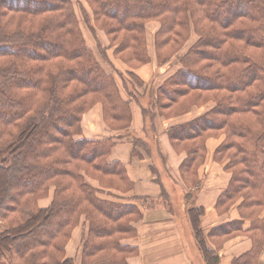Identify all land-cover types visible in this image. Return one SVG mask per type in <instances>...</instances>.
I'll return each mask as SVG.
<instances>
[{"label": "trees", "instance_id": "trees-1", "mask_svg": "<svg viewBox=\"0 0 264 264\" xmlns=\"http://www.w3.org/2000/svg\"><path fill=\"white\" fill-rule=\"evenodd\" d=\"M87 1L93 7L95 23L113 44L116 43L117 55L128 64H133V60L146 62L145 22L161 20V33L167 34L163 43L167 45L177 43L174 40L181 38L180 29L184 27L185 32L189 21L194 23L199 43L185 58L184 68L171 79L172 91L168 92L164 87L161 90H164L171 106L194 92H214L218 94L216 107L185 125L169 130L170 140L175 149L181 144L190 148L182 167L185 173L203 155L204 138L209 133L226 132L231 142L218 148L217 153L229 155L231 160L226 170L231 171L233 177L217 207L220 212L226 211L231 201L242 198L240 216L255 219L248 229H244L242 221L219 226L212 230L210 237L234 233L255 236L259 232L256 240L254 237L251 251L232 263L258 264L264 248V215L256 214L257 210L264 208V0ZM12 24L25 28L24 37L16 39L6 34L5 30ZM48 37L54 41H49ZM49 61L57 65L55 73H52V66H45ZM44 71L48 75L41 77ZM22 75L26 78L17 80ZM45 79L52 81L47 89V101H51V107L46 104L47 113H43L46 116L41 123L28 121L34 116L29 115L31 108L24 101L15 110L0 106V220L6 223V227L0 230V260L15 254L22 264H75L65 257L64 246L72 226L77 225L80 219L79 215L72 219L73 207L78 210L82 203L78 196L70 192L64 196L67 201L61 204L53 201L45 209L37 208L33 201L30 205V199L21 209L20 199L35 197L40 194L36 189L38 184L58 183L57 178L70 177L77 182L75 171L61 167L62 160L59 159L57 164H43L54 158L48 155L50 145H53L49 141L52 134L45 132L44 128L53 125L59 128L61 135H70L68 127L80 122L85 110L80 111L78 106H82L86 96L91 95L106 101L107 113L115 121L129 125L128 103L122 100L114 75L102 69L85 43L71 0H0V80L4 84L3 89L16 81L17 85L25 84L34 92L41 91ZM7 92L13 93L11 88ZM63 92L69 94L63 98ZM12 101L10 97L9 103ZM70 105L75 108H69ZM63 121H67L62 125L65 130L60 125ZM14 128L19 130L17 134L12 133ZM66 140L67 164L85 163L99 175L101 184H105V189L97 190L77 174L78 191L83 192L88 201L85 215L90 227V238L82 252V264H112L105 256V242L102 240L98 244L96 237L112 240L111 249L119 256L115 264H127V256L137 254V249L122 246L115 235L131 232L130 235L136 236V229L128 223L122 224V221L128 216L140 219L142 212L134 204H124L119 200L112 203L105 196L110 194L106 190L119 184L126 187L125 191L132 188L124 166L108 159L115 143L112 140ZM27 147L29 154L26 153ZM7 156L13 161L10 162ZM30 170L35 174L29 173ZM10 171L17 176L27 174L29 179L26 182L31 186L23 193L14 191ZM37 175L40 178L32 182L31 179ZM13 192L19 196L18 203L16 197H12ZM10 199L17 208L15 205L7 208ZM59 213L62 222L56 231L51 232L50 227L57 221ZM189 213L206 263L218 264L219 256L208 248L199 228L198 218L204 211L191 210ZM107 221L111 226L99 227L103 223L106 225Z\"/></svg>", "mask_w": 264, "mask_h": 264}, {"label": "rangeland", "instance_id": "rangeland-1", "mask_svg": "<svg viewBox=\"0 0 264 264\" xmlns=\"http://www.w3.org/2000/svg\"><path fill=\"white\" fill-rule=\"evenodd\" d=\"M78 17V22L81 28V31L83 33L85 43L92 51L96 61L98 64L104 69L106 72L111 73L114 75L116 82L120 88V93L122 100L128 103V108L131 116L130 124H123L119 123L118 121H115L110 114L107 113V103L103 98H97L95 99L94 96H89L85 98L82 102V106L80 107V111L83 109L84 112L81 114L80 122H78L74 127H68L67 133L69 132L70 135H61L60 131L55 128V126H50L44 128L46 130L45 132H50L52 134V139L50 138L49 141H52L53 145H50V150L48 152V155L52 158L51 160H48L44 162V165H49V163L55 162L57 164L58 160H62L61 167L64 169H67V171H75L76 177L78 178V175L82 176L83 181L89 185L92 186L91 182L97 183V187H93L97 190L103 189V185L101 184V179L99 175L92 171L88 165L85 163H70L67 164L68 160V150H67V140L70 139L71 141H103V140H112L115 145H117L121 140H128L130 141L134 146L133 155L138 156L136 153H138V148L141 147L144 149V151L149 152L150 144L146 142L145 140L150 141V137L153 136V128L157 129L156 127V119L163 118L167 120H177V118H182L184 116H190L194 113L199 112L201 110L202 114L200 113L196 118L190 120L193 121L207 113H209L213 108L216 107V98L218 97L217 93L214 92H194L189 94L187 99H179L178 103L176 105H168V97L164 94V90H161L162 87L165 88L166 91L170 92L172 91L171 87V79H174L176 74L181 71L182 68H184V60L187 57V55L192 51L199 43V34L195 31L194 23L189 21L188 28L184 32V27L180 29L181 31V38H175L174 42L177 41V43H171L170 45H167L164 42L165 37L167 34L161 33V30L163 28L161 20L158 19H152L147 22H145L144 28H143V39H144V48H145V63H138L135 60H133V64H128L123 60V58L120 55H117L116 52V43H112L111 39L106 35L105 31L97 26L95 23V17H94V11L93 7L90 5V3L87 0H71ZM90 22V23H89ZM6 34L12 35L16 39L24 37L25 28L18 27L16 24H12L5 30ZM183 37V38H182ZM49 41H54V38L48 37ZM17 45H20V43H17ZM115 46V47H114ZM46 67L52 66L53 71L52 73L56 72V66L54 65L52 61H49ZM150 68L154 70L155 76L163 74L162 79H155L153 81H148L146 79H150ZM133 74V77L130 75ZM48 74L46 71L41 73V77H46ZM24 75L21 77H18L17 80L25 79ZM43 89L41 91L34 92L32 88L27 87L25 84L20 83L19 85L16 84V81L11 84V86L6 87L7 89H3L2 80H0V106L2 108L6 109H17L18 104L24 101L26 105H29L28 107L31 108L30 116H34L33 118H29L28 121L30 122H37L41 123L43 121L45 112V106L46 104L51 107V101H47L49 94L47 92V89L50 87V84L52 81L49 80H43ZM119 82V83H118ZM25 86V89L23 87ZM9 88V89H8ZM12 89L13 93L9 94L7 91ZM168 88V89H167ZM149 91V94H153V104L152 101L150 103L146 102V92ZM163 93H162V92ZM69 94L68 92H63L62 97L65 98V96ZM10 97L13 98L14 101L9 103ZM152 99V98H151ZM122 105V104H121ZM212 106V107H211ZM69 108H75L74 105H70ZM123 108V106H122ZM1 110V109H0ZM135 110L138 111L139 117L136 118L135 122ZM89 113H91L89 116H87ZM44 115V116H43ZM188 121V122H190ZM67 121H63L60 123L61 127L65 130L66 127L62 126ZM187 122V123H188ZM185 123V124H187ZM86 124V125H85ZM183 124V125H185ZM103 125L105 133L103 134H96L95 138H87L85 134V130H92L95 129V127ZM85 126H88L87 129H85ZM139 126V127H137ZM181 125H174L169 128L171 130L172 128L178 127ZM152 133H151V131ZM168 130V137H170ZM19 132L18 129H12V133L17 134ZM97 132V131H96ZM107 134V135H106ZM107 136V137H103ZM205 137V136H204ZM57 138V139H56ZM66 138V139H65ZM217 142V147L215 151H213V160L218 163V165H223L224 170L227 171L231 175L230 182L227 186V188L219 195V198L221 195L229 188L233 173L231 171L226 170V165L230 162V157L227 153H217L218 148H220L224 144H228L231 141L229 138H227V134L225 131L223 132H215V133H209L208 137L204 138V141H202V145H204V152L203 155L197 160L196 164L192 166L190 171L183 172L182 167L184 162L187 160L189 156L188 150L190 149L189 146L185 144H181L177 146V149H175V152L178 155H184V159L180 166V172L181 176L183 178V182H185V186L182 184V186L185 189V193H182L179 190L178 186L174 185V189L172 191H169L167 195L162 193V200L157 203V205H161L166 208L168 213L179 216V214H182L179 210L180 205L179 203L181 201H188L189 198H192V194L198 189L200 181H199V170L206 165L208 162V156H209V148H210V142L212 141ZM59 141V142H57ZM172 143V141H171ZM114 145V147H115ZM173 145V144H172ZM114 147L112 149H114ZM174 147V146H173ZM145 151V152H146ZM56 152V153H55ZM26 153H30V150L28 147L26 148ZM147 153V152H146ZM232 153L234 154V151L232 150ZM25 154V153H24ZM112 154V150L108 156V159L110 161V156ZM7 158H10V162L13 161V159L10 156H7ZM233 158V156H232ZM110 162H118V161H110ZM121 163V162H119ZM122 164V163H121ZM125 171L126 167L124 166ZM238 169H241V167H238ZM233 171V170H232ZM23 173V172H21ZM29 173H34L35 171L30 170ZM78 174V175H77ZM256 174L259 175L258 171H256ZM10 182L14 184V191H20L23 193L24 189H27L31 186V183L26 182V180L29 179V176H17L16 173L13 171H10ZM60 176V175H59ZM128 176V175H127ZM21 177V178H19ZM22 177L23 180H22ZM40 178V176H35L31 179V181H37ZM75 179V181L79 182V178ZM129 178V177H128ZM82 179H80V182H83ZM57 182L51 183H43L42 185L38 184L36 186V189L39 190L40 194L36 195L35 197H22L20 199V205L21 209L25 207V202L30 199L29 204L31 205V201H33L34 205L39 209H45L51 206L52 202L55 201L59 204H61L64 201H67V199L64 198L66 194H71L70 192L74 193L76 197L78 196V200L82 201L80 206L78 207V210L76 207H73V216L70 215L69 217H77L79 215V222L77 225H73V229L71 230L70 237L66 241L65 244V257H67V248L69 244H72V237L74 234V231L76 229H79V231L76 233L78 241H80L77 246L75 245V248L77 247L78 255L76 257H67L71 259L75 264H82V252L85 248V242L88 241L87 239L89 237V221L85 214L87 212L85 210H88L87 203L88 201L85 199V194L83 192L82 195L80 191H78L77 182L72 181L70 177H65L62 179L57 178ZM68 183H71L72 186H67ZM99 184V188H98ZM107 187V186H106ZM121 187V188H120ZM22 189V190H21ZM101 189V190H102ZM105 189V188H104ZM126 187L124 185H117L113 188H110L106 190L107 192H110L112 190L120 192V193H127L130 192V190L125 191ZM102 192V191H100ZM16 195V192H13L12 197ZM105 195V194H103ZM107 196V200L112 201V203H115L113 201H116L118 203L119 201H122L124 204H131L126 202L122 197H120L118 194H112L110 192ZM16 197V196H15ZM19 196L16 197V203L19 202ZM219 198L217 199V203L219 201ZM183 199V200H182ZM119 200V201H118ZM146 202L147 200L144 199ZM14 201L10 199L7 202V208L10 206H14ZM49 203V206L41 207V204L43 203ZM243 202V199L240 198L238 201L230 202L231 204H228L227 207L229 208L226 211L220 212L218 210L219 215L227 216L228 221L219 225L223 226L229 223H233L236 221H242L244 223V229H248L249 227H252L254 224V217H247L242 218L240 216L239 212V205ZM216 203V205H217ZM135 205V204H134ZM156 205V202H151L150 204L147 203L148 208H152ZM17 208V205H15ZM138 208V210H141V207L135 206ZM77 210V212H76ZM202 209H195V211H199ZM256 214H259L261 217L264 215V208L257 210ZM75 215V216H74ZM143 215V214H142ZM135 216V215H133ZM200 217L199 220V228L202 232L203 238L208 246L207 239L210 241V243L215 247L211 248L208 246V248L214 250L215 253L219 256V263L222 264L221 258L219 255V252L225 249L232 241L236 240L237 238H244L246 241L251 242V247L248 251L242 253L239 256L231 258L230 262L228 264H232L234 260L241 258L245 254L251 251L254 244V237L255 240L260 235L259 232L257 234H246V233H234L230 235H226L224 237H210L211 232L213 229L219 227H215L212 230L209 231L207 236L204 234V232L201 229L200 225ZM59 218V219H58ZM54 222L52 227H50L51 232H54L57 230L58 225L61 224L62 218L59 213V217ZM131 218V219H130ZM142 218H135L128 216L125 220L122 221L123 223H128L133 229H136V225L138 222H140ZM104 226H111L110 223L107 221L106 225L104 223L100 225L99 227ZM6 227V223H4L3 220H0V230H3ZM71 227V228H72ZM194 228V227H193ZM131 233V232H130ZM130 233L127 234H121V235H115L116 240L120 242L122 246H129L131 248L137 249L136 246L131 245L129 242L137 237V230H136V236L130 235ZM195 234V240L196 244L193 242H188V247L191 252V254H194L193 261L195 264H207L206 260L203 256L202 250L200 249V245L198 240L196 239V233ZM100 239L99 237H96V242L99 244L102 240L106 244V259L109 263L115 264L117 261V258L119 256L117 254H114L111 245L112 240L108 238ZM128 255L126 258L127 264H129V261L132 257H136L138 255ZM10 261L6 259H10ZM6 259L0 260V264H22L21 261L18 259V257L15 254H12L10 257H6ZM258 264H264V248L261 250V254L259 255Z\"/></svg>", "mask_w": 264, "mask_h": 264}, {"label": "crops", "instance_id": "crops-1", "mask_svg": "<svg viewBox=\"0 0 264 264\" xmlns=\"http://www.w3.org/2000/svg\"><path fill=\"white\" fill-rule=\"evenodd\" d=\"M154 78L162 79L163 74L155 76L154 70L150 68V79L146 80L150 82ZM146 96V102L152 101L153 104V94L150 96L149 91H147ZM201 112L199 110L197 113L177 118V120L156 119L157 129L153 128V136L150 137V141L145 140L150 144L149 152L145 150L147 153L139 147L138 153H136L138 156H134V146L128 140H121L112 149L110 161L121 162L126 167L132 188L127 193L114 190L110 192L118 194L128 203L141 207L143 214L142 220L136 225L137 237L129 242L137 247L138 255L128 260L129 264H195L193 261L194 254H191L188 247V242L196 244L189 212L195 209L204 211L200 217V225L206 236L210 230L228 221L227 216L219 215L216 203L219 195L227 188L231 175L224 170L223 165L220 166L213 160L212 154L217 147V142L213 139L210 142L208 162L199 170L200 184L198 189L192 194V198H189L188 203L187 200L179 203V210L182 214L174 216L168 213L165 207L157 205L162 200V193L167 195L169 191L174 189V185L178 186L182 196L185 193L182 186V184L185 186V182H183L180 172L184 155H178L175 152L170 137H168V130L174 125L187 123ZM138 117V111L135 110V122ZM87 128L88 126H85V129ZM95 128L96 130H85L87 138H95L93 136L96 134L105 133L103 125ZM90 183L93 187H97V183L94 181H90ZM152 201L156 202V205L148 208L147 203L150 204ZM46 206H49L48 202L41 204V207ZM78 231L79 229L74 231L72 244L68 245L67 257L78 255L77 247L75 248V245L80 243L76 235ZM207 243L209 247L215 248L208 239ZM250 247L251 242L244 240V238L239 237L232 241L219 252L222 264H228L231 258L248 251Z\"/></svg>", "mask_w": 264, "mask_h": 264}]
</instances>
